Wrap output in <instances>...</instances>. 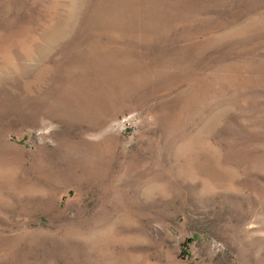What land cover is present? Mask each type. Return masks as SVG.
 I'll return each mask as SVG.
<instances>
[{"label":"rangeland","instance_id":"rangeland-1","mask_svg":"<svg viewBox=\"0 0 264 264\" xmlns=\"http://www.w3.org/2000/svg\"><path fill=\"white\" fill-rule=\"evenodd\" d=\"M0 264H264V0H0Z\"/></svg>","mask_w":264,"mask_h":264},{"label":"built area","instance_id":"built-area-1","mask_svg":"<svg viewBox=\"0 0 264 264\" xmlns=\"http://www.w3.org/2000/svg\"><path fill=\"white\" fill-rule=\"evenodd\" d=\"M126 124H127V121H126Z\"/></svg>","mask_w":264,"mask_h":264}]
</instances>
